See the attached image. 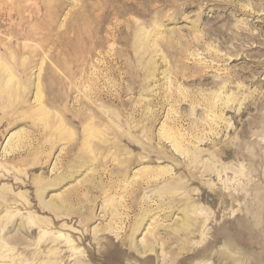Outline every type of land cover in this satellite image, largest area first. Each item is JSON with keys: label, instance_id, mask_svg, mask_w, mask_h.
Returning a JSON list of instances; mask_svg holds the SVG:
<instances>
[{"label": "rangeland", "instance_id": "374dc122", "mask_svg": "<svg viewBox=\"0 0 264 264\" xmlns=\"http://www.w3.org/2000/svg\"><path fill=\"white\" fill-rule=\"evenodd\" d=\"M0 264H264V0H0Z\"/></svg>", "mask_w": 264, "mask_h": 264}, {"label": "bare ground", "instance_id": "6f19581e", "mask_svg": "<svg viewBox=\"0 0 264 264\" xmlns=\"http://www.w3.org/2000/svg\"><path fill=\"white\" fill-rule=\"evenodd\" d=\"M229 243V242H228ZM231 243V242H230ZM229 248V247H228Z\"/></svg>", "mask_w": 264, "mask_h": 264}]
</instances>
